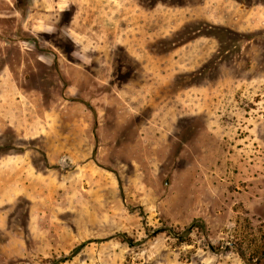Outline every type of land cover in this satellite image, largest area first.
<instances>
[{"label": "rangeland", "instance_id": "374dc122", "mask_svg": "<svg viewBox=\"0 0 264 264\" xmlns=\"http://www.w3.org/2000/svg\"><path fill=\"white\" fill-rule=\"evenodd\" d=\"M0 264H264V0H0Z\"/></svg>", "mask_w": 264, "mask_h": 264}, {"label": "crops", "instance_id": "0c3cea01", "mask_svg": "<svg viewBox=\"0 0 264 264\" xmlns=\"http://www.w3.org/2000/svg\"><path fill=\"white\" fill-rule=\"evenodd\" d=\"M5 126H6V124L4 122H2L1 117H0V130L5 128Z\"/></svg>", "mask_w": 264, "mask_h": 264}]
</instances>
